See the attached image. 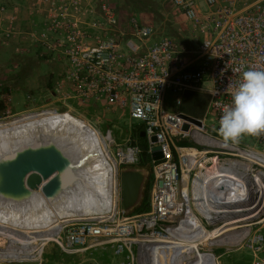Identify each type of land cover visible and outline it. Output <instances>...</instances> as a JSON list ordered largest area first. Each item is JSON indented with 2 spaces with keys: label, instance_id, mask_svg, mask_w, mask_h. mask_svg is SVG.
I'll list each match as a JSON object with an SVG mask.
<instances>
[{
  "label": "built area",
  "instance_id": "2783aa9c",
  "mask_svg": "<svg viewBox=\"0 0 264 264\" xmlns=\"http://www.w3.org/2000/svg\"><path fill=\"white\" fill-rule=\"evenodd\" d=\"M169 1L189 27L185 39L172 33L156 35L135 14L121 18L106 0L0 3V44L13 41L15 52L24 54L20 45L28 42L39 49L40 57L60 63L51 93L56 101L66 105L68 100H102L110 115L117 110L124 115L121 110L126 109L129 128L143 125L150 156L154 145L162 153L159 159L151 158L149 211L124 214L116 199L101 217L87 214L67 220L53 241L67 253L85 250L99 240L111 242L114 253L127 252L119 264H133L132 244L149 239L157 241L160 251L171 246V264H218L220 254H214V247L225 248L224 254L247 249L246 264H264V151L244 145L241 139L226 143L218 132L223 109L242 73L264 70V0ZM126 35L136 41L122 43ZM167 90L179 105L186 91L208 96L201 125L181 112L163 109ZM209 114L217 124L215 135L205 132ZM194 132L218 144L198 140ZM106 136L114 142L110 128ZM187 136L203 147L175 144V137ZM251 137L264 150V133ZM182 147L191 149V154H184ZM116 154L119 163L136 164L138 147L117 144ZM214 159L217 170L209 174L206 169ZM208 230L213 232L207 239L210 244L201 242ZM186 237L197 246L180 245Z\"/></svg>",
  "mask_w": 264,
  "mask_h": 264
},
{
  "label": "bare ground",
  "instance_id": "6f19581e",
  "mask_svg": "<svg viewBox=\"0 0 264 264\" xmlns=\"http://www.w3.org/2000/svg\"><path fill=\"white\" fill-rule=\"evenodd\" d=\"M65 113L77 117L69 111L43 109L0 122V171L28 154L45 149L60 153L66 163L62 171L43 180L37 189H27L17 196L0 192V236L7 242L0 250V261L37 259L42 247L55 240L61 223L87 214L101 217L111 211L117 199L116 163L101 134L84 120L83 125L70 118L71 122ZM79 126H85V129ZM193 135L198 140L212 142L206 135L197 132ZM181 151L191 154L187 147H182ZM248 158L252 159L251 156ZM216 163L214 159L212 166L207 167V173L217 170ZM257 181L261 187V174ZM212 233L206 231L201 242L207 243L209 236L213 237ZM147 241L151 242L148 250L154 255L155 264L166 261L171 264V246L160 251L155 239ZM182 241L180 245L185 249L197 246L190 237ZM182 259L177 261L180 263Z\"/></svg>",
  "mask_w": 264,
  "mask_h": 264
},
{
  "label": "rangeland",
  "instance_id": "374dc122",
  "mask_svg": "<svg viewBox=\"0 0 264 264\" xmlns=\"http://www.w3.org/2000/svg\"><path fill=\"white\" fill-rule=\"evenodd\" d=\"M106 1L114 6L121 18L125 17L126 14H135L142 22L151 25L156 35L166 33H178L182 34L183 37L189 35V27L183 15L169 0ZM17 2L25 4L26 0H0V3L4 4ZM127 28L130 29V26L128 25ZM125 39L136 41L132 35L122 36V43ZM14 45L13 41L8 44H0V122L9 121L26 112H39L43 109L55 108L58 111H68V107H70L71 111L69 112L80 118L74 117L70 113H65V115H68L66 116L70 121L71 119L75 120L80 125H83L84 121H86L101 132L100 134L106 143L111 157L117 162V184L119 172L122 169L137 168V164L119 163V156L116 154L117 144L125 147L128 142H131L127 110H121V113L123 112L124 115H119V110L110 115L105 112L102 100H88L87 102L68 100L65 102L66 105H63L60 101H56V98L51 94L53 89L47 85V82L53 78L58 62L53 63V61H47L45 58L40 57L38 55L39 49L28 42L21 43L20 45L25 50L24 54L16 53ZM162 107L171 113H183L181 111L182 108L175 101V96L169 90L165 93ZM204 125L207 134L215 135L214 129H216L217 124L212 114L207 115ZM81 128L85 129V126ZM107 128L111 129V137L114 139L113 143H110L106 138ZM127 138H129L128 141H126ZM180 138H174L175 144L178 145V139ZM183 139L189 140L193 146L198 148L203 147V145L191 140L190 136L183 137ZM241 142L256 150L264 151L261 145L251 136H242ZM248 156L253 157L252 153H249ZM151 166L152 164L142 166L146 175L140 199L135 205L124 211V214L134 215L140 213L134 208L138 206L142 199L145 182L151 173ZM117 201L119 206V194L117 195ZM150 245L151 242L147 243V240L146 242H134L132 244L133 264H155V261H153L154 255L148 250ZM6 246V239L0 236V250ZM41 251L39 259L24 261L4 260L0 261V264H119L121 261L126 260L125 255L127 253H114L113 243L105 242L104 240H99L96 245L74 253L64 252L55 241L50 240L42 247ZM212 251L215 255L220 254L217 259L218 264H246L250 258L249 250L247 249L232 250L224 254L225 248L214 247ZM167 263L169 264V262Z\"/></svg>",
  "mask_w": 264,
  "mask_h": 264
},
{
  "label": "water",
  "instance_id": "95a60500",
  "mask_svg": "<svg viewBox=\"0 0 264 264\" xmlns=\"http://www.w3.org/2000/svg\"><path fill=\"white\" fill-rule=\"evenodd\" d=\"M181 116L191 122L201 125V120L184 113ZM188 124L183 125L186 130ZM142 136L145 133L142 131ZM152 141L155 137L152 136ZM162 153L159 145L151 147V158L159 159ZM63 156L60 153H50L46 149L39 153L28 154L21 159L14 161L6 169L0 171V192L3 194L17 196L24 193L27 189H37L43 180L50 177L57 171H62L66 166ZM143 168H125L119 172L118 190H119V207L122 211H127L135 205L141 196V189L146 172ZM161 185L162 181L159 180Z\"/></svg>",
  "mask_w": 264,
  "mask_h": 264
},
{
  "label": "clouds",
  "instance_id": "9594fccd",
  "mask_svg": "<svg viewBox=\"0 0 264 264\" xmlns=\"http://www.w3.org/2000/svg\"><path fill=\"white\" fill-rule=\"evenodd\" d=\"M208 91L216 94V89ZM218 132L226 143L264 133V70L248 69L242 73L230 104L223 109Z\"/></svg>",
  "mask_w": 264,
  "mask_h": 264
},
{
  "label": "trees",
  "instance_id": "16d2710c",
  "mask_svg": "<svg viewBox=\"0 0 264 264\" xmlns=\"http://www.w3.org/2000/svg\"><path fill=\"white\" fill-rule=\"evenodd\" d=\"M176 34L181 39H185L182 34ZM47 85L53 89L54 83L48 81ZM208 96L206 94L196 92V91H186L180 103L181 111L187 115L202 118L207 107ZM143 131L142 124H132L130 128V139L131 145H136L138 147L137 154V165L144 166L147 164H151V156L148 152V141L144 136L141 135ZM178 145L180 146H191L193 145L189 140H185L183 138L178 139ZM174 157H176L175 151H173ZM153 182V175L150 173L147 178L144 186L143 196L136 208H134L137 212H146L150 210V191ZM63 253V252H62Z\"/></svg>",
  "mask_w": 264,
  "mask_h": 264
},
{
  "label": "crops",
  "instance_id": "0c3cea01",
  "mask_svg": "<svg viewBox=\"0 0 264 264\" xmlns=\"http://www.w3.org/2000/svg\"><path fill=\"white\" fill-rule=\"evenodd\" d=\"M56 63V62H58V61H53V63ZM59 67H60V63L58 62V65H57V69L59 70ZM57 69H56V72H57ZM53 80H55V74L53 75V78L50 80V82H52V83H54L53 82ZM137 164V163H136ZM137 166V168L139 167V168H143L142 166H138V165H136ZM151 172V171H150Z\"/></svg>",
  "mask_w": 264,
  "mask_h": 264
}]
</instances>
